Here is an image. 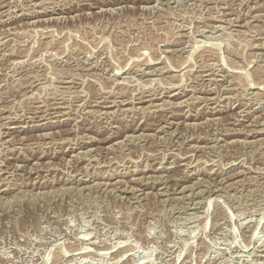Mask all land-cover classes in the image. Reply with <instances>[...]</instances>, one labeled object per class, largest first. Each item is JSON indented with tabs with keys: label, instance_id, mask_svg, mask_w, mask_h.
Instances as JSON below:
<instances>
[{
	"label": "rangeland",
	"instance_id": "1",
	"mask_svg": "<svg viewBox=\"0 0 264 264\" xmlns=\"http://www.w3.org/2000/svg\"><path fill=\"white\" fill-rule=\"evenodd\" d=\"M262 27L264 0H0V264H264Z\"/></svg>",
	"mask_w": 264,
	"mask_h": 264
},
{
	"label": "bare ground",
	"instance_id": "2",
	"mask_svg": "<svg viewBox=\"0 0 264 264\" xmlns=\"http://www.w3.org/2000/svg\"><path fill=\"white\" fill-rule=\"evenodd\" d=\"M30 1V0H29ZM249 3V2H248ZM258 3V2H257ZM32 4H34V2L32 3ZM255 4V3H254ZM259 4V3H258ZM261 4V3H260ZM247 5V4H246ZM26 6V5H25ZM29 6H31V5H29ZM255 6V5H254ZM23 7V6H22ZM249 7V6H248ZM9 8V7H8ZM26 9V8H25ZM30 10V9H29ZM9 12V11H8ZM245 12V11H244ZM24 14V13H23ZM224 14V13H223ZM220 15V14H219ZM252 15V14H251ZM255 15V14H254ZM243 17V16H242ZM261 20H263V19H261ZM229 22V21H228ZM249 22V21H248ZM233 23V22H232ZM246 23V22H245ZM217 26V25H216ZM221 27H222V25H221ZM263 28V27H262ZM264 29V28H263ZM261 30V29H260ZM225 31V30H224ZM228 32V31H227ZM238 32V31H237ZM229 33V32H228ZM259 33V32H258ZM264 34V33H263ZM262 34V35H263ZM180 35V34H179ZM255 37V36H254ZM263 38V37H262ZM194 41H197V40H194ZM198 42V41H197ZM210 42V41H209ZM208 42V43H209ZM192 43V42H191ZM200 43V42H199ZM261 43V42H260ZM199 45V44H198ZM258 45V44H257ZM262 45V44H261ZM261 45H259V46H261ZM182 46V45H181ZM254 46V45H253ZM258 47V46H257ZM186 49V48H185ZM190 49V48H189ZM167 50V49H166ZM179 51V50H178ZM188 51V50H187ZM184 52V51H183ZM210 52V51H209ZM259 54V53H258ZM264 55V54H263ZM161 56V55H160ZM258 59H260V58H258ZM158 60V59H157ZM209 63V62H208ZM202 65V64H201ZM200 65V66H201ZM165 67V66H164ZM213 67V66H212ZM154 68V67H153ZM203 68V67H202ZM216 68V67H215ZM173 69V68H172ZM179 69V68H178ZM175 70V69H174ZM229 70V69H228ZM162 71V70H161ZM165 71V70H164ZM176 71V70H175ZM115 72V71H114ZM208 72V71H207ZM219 72V71H218ZM225 72V71H224ZM151 73V72H150ZM164 73V72H163ZM214 73V72H213ZM141 74V73H140ZM145 74V73H144ZM160 74V73H159ZM182 74V73H181ZM203 74V73H202ZM219 74V73H218ZM228 75V74H227ZM132 78V77H131ZM156 79V78H155ZM216 79V78H215ZM154 81V80H153ZM152 81V82H153ZM207 81V80H206ZM223 81V80H222ZM169 82V81H168ZM220 82V81H219ZM137 83V82H136ZM183 83V82H182ZM217 83V82H216ZM223 83V82H222ZM154 84V83H153ZM178 84V83H177ZM176 84V85H177ZM186 84V83H185ZM220 84V83H219ZM164 85V84H163ZM179 85V84H178ZM200 85V84H199ZM165 86V85H164ZM170 86V85H169ZM181 86V85H180ZM187 86V85H186ZM221 86V85H220ZM223 87V86H222ZM232 87V86H231ZM156 88V87H155ZM187 88V87H186ZM209 88V87H208ZM189 89V88H188ZM228 89V88H227ZM254 89V88H253ZM196 90H197V88H196ZM231 90V89H230ZM179 91V90H178ZM217 92V91H216ZM224 92V91H223ZM226 92V91H225ZM253 93V92H252ZM149 94V93H148ZM258 94H259V92H258ZM177 95H182V91H179V92H177V93H175V94H173L172 96H177ZM260 95V94H259ZM152 97V96H151ZM156 97H158V96H156ZM226 97V96H225ZM246 97V96H245ZM103 100V99H102ZM149 100V99H148ZM162 100V99H161ZM201 100V99H200ZM242 100V99H241ZM109 101H110V99H109ZM127 101V100H126ZM187 101V100H186ZM196 101V100H195ZM232 101V100H231ZM113 102V101H112ZM133 102H134V100H133ZM172 102V101H171ZM179 102V101H178ZM185 102V101H184ZM119 103V102H118ZM121 103V102H120ZM59 104V103H58ZM57 104V105H58ZM98 104V103H97ZM260 104V103H259ZM242 105V104H241ZM248 107V106H247ZM254 107V106H253ZM54 108V107H53ZM105 109V108H104ZM116 109V108H115ZM134 109V108H133ZM41 110V109H40ZM46 110V109H45ZM107 110V109H106ZM117 110V109H116ZM243 110V109H242ZM43 111V110H42ZM59 111V110H58ZM63 111V110H62ZM100 113V112H99ZM104 113V112H103ZM49 114V113H48ZM58 114V113H57ZM101 114V113H100ZM113 115V114H112ZM30 116V115H29ZM42 116V115H41ZM263 116V115H262ZM32 117V116H31ZM56 117V116H55ZM252 117H254V116H252ZM256 117V116H255ZM43 118V117H42ZM33 119V118H32ZM10 120V119H9ZM254 120V119H253ZM6 121V120H5ZM27 121V120H26ZM170 122V121H169ZM260 122H261V120H260ZM250 123V122H249ZM254 124V123H253ZM252 124V125H253ZM261 124H262V122H261ZM242 125V124H241ZM256 125V124H255ZM9 127V126H8ZM255 127V126H254ZM158 129H160V128H158ZM238 129V128H237ZM259 129H261V128H259ZM259 129H258V131H259ZM256 130V129H255ZM252 131V130H251ZM257 131V132H258ZM261 131V130H260ZM264 131V130H263ZM238 132V131H237ZM7 134V133H6ZM227 134V133H226ZM134 136V135H133ZM136 136V135H135ZM134 136V137H135ZM4 142V141H3ZM191 146V145H190ZM199 146V145H198ZM220 146V145H219ZM8 147V146H7ZM76 147V146H75ZM193 147V146H192ZM93 151V150H92ZM91 155V154H90ZM176 155V154H175ZM75 156V155H74ZM83 158V157H82ZM70 161V160H69ZM19 167V166H18ZM148 167V166H147ZM160 168V167H159ZM162 170V169H161ZM250 170V169H249ZM84 171H86V170H84ZM155 171V170H154ZM230 171V170H229ZM13 172V171H12ZM115 172V171H114ZM238 172V171H237ZM0 173H1V170H0ZM112 173V172H111ZM194 173V172H193ZM239 174V173H238ZM262 175V174H261ZM85 176V175H84ZM128 176V175H127ZM164 176V175H163ZM259 176V175H258ZM133 177V176H132ZM197 177V176H196ZM224 177V176H223ZM232 177V176H231ZM118 178V177H117ZM134 178V177H133ZM143 178V177H142ZM159 178V177H158ZM89 179L90 178H83V177H79V178H77V180H76V178H75V183H77L78 182V184L80 185H82V184H84V183H86V182H89ZM194 179V178H193ZM198 179V178H197ZM224 179V178H223ZM97 180V179H96ZM103 180V179H102ZM162 180V179H161ZM164 180V179H163ZM207 180H209V179H207ZM108 181V180H107ZM117 181V180H116ZM121 181V180H120ZM133 181H136V180H133ZM159 181V180H158ZM166 181V180H165ZM168 181V180H167ZM218 181H219V179H218ZM105 182V181H104ZM110 182V181H109ZM109 182L106 184L105 183V185L104 186H108V184H109ZM154 182V181H153ZM94 183V182H93ZM98 183V182H97ZM100 183H102V182H100ZM203 183H205V182H203ZM104 184V183H103ZM114 184V183H113ZM202 184V183H201ZM213 184V183H212ZM86 185H87V183H86ZM98 185H99V183H98ZM116 185H118V184H116ZM119 185H120V183H119ZM128 185V184H127ZM165 185V184H164ZM192 185H193V183H192ZM206 185V184H205ZM72 186V185H71ZM77 186V185H76ZM89 186V185H88ZM100 186V185H99ZM103 186V187H104ZM182 186V185H181ZM210 186V185H209ZM230 186V185H229ZM7 187V186H6ZM79 187V186H78ZM102 187V188H103ZM114 187H116V186H114ZM118 187V186H117ZM131 187V186H130ZM187 187V186H186ZM10 188V187H9ZM81 188V187H80ZM88 188V187H87ZM91 188V187H90ZM97 188V187H96ZM104 188H106V187H104ZM119 188H121V187H119ZM188 188V187H187ZM194 188V187H193ZM218 188V187H217ZM217 188H215V189H217ZM27 189V188H26ZM85 189V188H84ZM116 189V188H115ZM128 189V188H127ZM137 189V188H136ZM135 189V190H136ZM184 189H186V188H182V190H184ZM201 189V188H200ZM133 190V189H132ZM180 190V189H179ZM182 190H180L181 192H182ZM199 189H197V191H198ZM221 190V189H220ZM37 191V190H36ZM121 191V190H120ZM124 191H126V190H124ZM134 191V190H133ZM138 191V190H137ZM4 192V191H3ZM42 192V191H41ZM132 192V191H131ZM203 192V191H202ZM31 193V192H30ZM137 193V192H136ZM198 193V192H197ZM38 194V193H37ZM183 194V193H182ZM218 194V193H217ZM5 195V194H4ZM188 195H190L189 193H188ZM187 195V196H188ZM183 196V195H182ZM189 197V196H188ZM190 198V197H189ZM205 198V197H204ZM216 198V197H215ZM143 199V198H142ZM141 200V199H140ZM203 200V199H202ZM210 199H208V201H209ZM132 201H134V200H132ZM218 201H219V199H218ZM207 203V202H206ZM209 203V202H208ZM207 203V204H208ZM195 205V204H194ZM181 206V205H180ZM183 206V205H182ZM181 206V207H182ZM185 207V206H184ZM197 210V209H196ZM185 212V211H184ZM198 216V215H197ZM188 218V217H187ZM193 218V217H192ZM199 218V217H198ZM194 219V218H193ZM192 219V220H193ZM238 224H239V221H238ZM245 224V223H244ZM252 232V231H251ZM250 241H251V238H250ZM250 243V242H249ZM243 247V246H242ZM256 248V247H255ZM82 249V248H81ZM239 249V248H238ZM259 249H261V248H259ZM84 250V249H83ZM236 253V252H235ZM252 253H253V251H252ZM251 254V253H250ZM179 257V256H178ZM238 257V256H237ZM174 258V257H173ZM264 258V257H263ZM245 260H246V258H245ZM240 261V260H239Z\"/></svg>",
	"mask_w": 264,
	"mask_h": 264
}]
</instances>
